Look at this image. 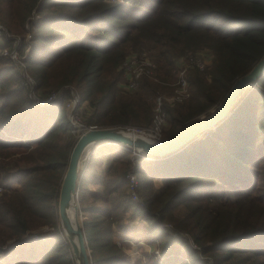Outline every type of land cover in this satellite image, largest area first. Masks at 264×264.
Instances as JSON below:
<instances>
[{
	"label": "trees",
	"instance_id": "1",
	"mask_svg": "<svg viewBox=\"0 0 264 264\" xmlns=\"http://www.w3.org/2000/svg\"><path fill=\"white\" fill-rule=\"evenodd\" d=\"M0 24L15 34L36 26L24 59L34 91L73 86L92 109L90 116L81 110L77 121L102 128L149 127L152 99L167 89L162 83L173 77L175 61L210 53L203 71L186 75L187 100L164 107L163 139L217 105L264 55V0H0ZM24 45L22 38L21 54ZM143 49L152 52V75L140 77L133 90L119 89L118 68ZM31 91L0 55V254L19 241L18 257L0 264H75L58 232L44 243L24 239L44 225L58 229L59 186L76 141L64 113L68 90L41 108ZM131 155L103 144L83 168L79 209L92 264H145L117 246L119 233L159 241L165 258L158 262L143 251L148 264H206L190 244L213 264H264V74L226 119L180 151L134 158L145 210L126 194ZM87 183L102 189L90 191ZM134 216L147 222L144 231L129 224ZM168 223L176 235L166 232Z\"/></svg>",
	"mask_w": 264,
	"mask_h": 264
},
{
	"label": "water",
	"instance_id": "2",
	"mask_svg": "<svg viewBox=\"0 0 264 264\" xmlns=\"http://www.w3.org/2000/svg\"><path fill=\"white\" fill-rule=\"evenodd\" d=\"M264 74V55L251 70L239 77L231 86L215 109L195 117L175 134L154 141L141 135L126 132L118 127L88 128L76 127V139L58 191L57 212L63 235L70 247L75 264H92L90 250L83 233L79 218L80 209L75 201L82 180L83 168L95 149L103 144H114L137 155V158H161L180 151L201 134L214 129L234 110L239 100L246 95L252 86ZM142 156V157H141ZM73 210L70 216V210ZM30 241L29 237H26ZM19 242L9 246L12 249Z\"/></svg>",
	"mask_w": 264,
	"mask_h": 264
},
{
	"label": "rangeland",
	"instance_id": "3",
	"mask_svg": "<svg viewBox=\"0 0 264 264\" xmlns=\"http://www.w3.org/2000/svg\"><path fill=\"white\" fill-rule=\"evenodd\" d=\"M116 2H123V0H115ZM130 1L131 0H127V4H129L130 3ZM32 21L35 23V24H38L41 20H40V17H39V15H37V14H34L33 15V17H32ZM36 27V26H35ZM35 27H33V28H29V30H26V32L24 33V34H15V33H12V35L14 34V36H16V37H19L20 38V42H21V39L23 38L24 39V41H25V47H23V49H24V54H21L23 57H24V59H25V55H27V53H28V51H29V49L31 48V46H32V39H33V35H34V33H35V31H37L36 30V28ZM44 33V32H43ZM0 43H3V41H2V38L0 37ZM39 45H40V50H44V42H39ZM20 52V51H19ZM143 53V54H142ZM142 53L140 52H132V53H129L128 55H126V57H125V59H127L128 57H130V56H133V57H135V59H136V62H137V64H140V62H142V61H144L145 59H148V60H150V61H152L153 62V59H152V52L150 51V50H147V49H143V51H142ZM40 55L42 56V57H44L43 56V54H41L40 53ZM198 57H200V58H202V59H204V61H206V62H208V61H210L211 60V56H210V53H208L207 51H202V52H200L198 55H197ZM43 59V58H42ZM125 61V60H124ZM124 61H123V63L120 65V67L118 68V73H119V89H123L124 88V84L126 83V81H127V77L129 76V73L126 71V69L124 70ZM178 61V60H177ZM177 61H175V64H174V70H173V77L172 78H169L168 79V81L167 82H165V83H162L163 85H165L166 87H167V89H165L164 91H162V92H160V93H158L156 96H161L162 98H163V101H164V107L165 106H172L173 104H175V103H183V102H185L186 100H187V98L189 97H187V98H185L183 101H181V102H175V103H173V102H171V101H169L168 100V98H170L171 96H173V94H174V89H175V87H173L174 86V84L176 83V80H177V77H178V74H177V72L179 71V63L177 62ZM11 62V65L14 67V69H20L21 70V67H22V65H21V63H19V62H16V63H13L12 61H10ZM16 69V70H17ZM192 68H189L187 71H186V75L188 74V72L191 70ZM18 71V70H17ZM27 72L29 73V71H28V69H27ZM29 75H30V73H29ZM187 77V76H186ZM121 85H123V88L121 87ZM68 90V92H69V97H67L66 99H65V102H64V113H65V116H66V118H67V120L69 121V123L72 125V130L70 131V135L72 136V138L74 137L75 138V140L78 138V136H79V134H77L76 133V126H84L85 128H89V127H92V126H96V127H98V128H100L98 125H85V124H83V123H80V122H77V119H76V117L78 118V116H79V113H80V111H81V106H83L81 103H80V101H79V95H78V91L76 90V88H74L73 86H71V85H64V87L62 88V89H60V90H58V91H56L55 92V94L56 95H61L60 93H61V91H63V90ZM125 89V88H124ZM51 91H53V90H51ZM51 91H48L47 93H46V95L47 94H49ZM64 92V91H63ZM62 92V93H63ZM248 93V92H247ZM246 93V94H247ZM37 95H39V96H41V97H43V96H46V95H44V94H41V93H37ZM244 97H245V95H244ZM243 97V98H244ZM156 98V97H155ZM155 98L154 99H152V104H153V109H154V105H155ZM243 98H241L240 100H239V103L243 100ZM74 100H76V101H78V106H77V113H76V111L74 112L73 110H70V106H71V103H72V101H74ZM80 103V104H79ZM238 103V104H239ZM237 104V105H238ZM236 105V106H237ZM87 107H83L82 108V111L83 112H85V116H90L91 114H92V109L90 108H87ZM213 109H215V106L214 107H212L211 109H209V111L210 110H213ZM235 109V108H234ZM164 110H165V108H164ZM153 114H154V110H153ZM84 116V117H85ZM110 121L108 120V119H105V121H102L101 123H104V124H107V123H109ZM74 125V126H73ZM134 127V126H133ZM165 127H166V122L164 123V125H163V127H162V129H161V139H163V131H164V129H165ZM103 128H105V127H103ZM3 133V136L4 137H15V136H12L11 134H9L7 131H3L2 132ZM15 139H17L19 142H26V139H24V138H22V137H19V136H16L15 137ZM132 157V156H131ZM102 158V157H101ZM100 158V159H101ZM152 159L151 158H147L146 159V161H151ZM104 162H105V159H104ZM263 165H264V162L262 163ZM130 168H132V164L130 165ZM129 168V169H130ZM128 169V170H129ZM128 170H126V171H128ZM138 179V178H137ZM154 182H155V186H159V182L157 181V180H154ZM13 186H15V185H13ZM138 186V185H137ZM100 187V186H99ZM97 185H94V184H92V186H91V188L93 189V190H90V191H96V190H100V189H102V187H100L99 188ZM126 194L129 196V198H130V200H131V195H130V193H129V184H128V181L126 180ZM137 195H138V193H137ZM139 197V196H138ZM139 199H141L140 197H139ZM142 201H143V199H141ZM75 201H76V203L78 204V206L80 205V195H79V191H78V193H77V196H76V198H75ZM82 202V201H81ZM83 202L85 203V204H89V203H91V199L89 198V199H84L83 200ZM143 203H144V207H143V209H141V210H145L146 209V203L143 201ZM97 205H99V203H97ZM152 212V211H151ZM80 218H79V220H80V222L81 223H83V221L85 220V218L82 216V213L80 212ZM129 224H131L133 227H137L138 229L137 230H139L138 232H141V231H144L145 230V228H146V225H147V222L146 221H144L143 219H141V220H139V218L138 217H136V216H134V217H132V219L131 220H129ZM58 229H52V228H50V227H47V225H44V227H42V228H39L37 231H35V232H33L32 234H30V235H37L39 238H41L39 241H38V243H44L48 238H50L54 233H56V232H58V233H60L61 234V240L62 241H66L67 242V240H66V238H65V236L63 235V232H62V230H61V227H60V224H59V219H58ZM172 225L171 224H166V228H165V226H163L164 227V229L166 230V232H168V233H171V235H176L175 234V232L173 231L172 232V227H171ZM116 231V230H115ZM117 235V234H116ZM115 235V237H114V242L117 244V246L118 247H120L124 252H126L130 257H131V259L132 260H135L136 261V259H142V261H144V263L145 264H148L147 262H146V259H145V257H143V255H142V252L144 251L145 253H148L149 255H150V257L151 258H153L155 261H158V262H162L163 260H164V258H165V256L163 255V251L160 249V247H159V241H153V242H151V243H147V242H145L144 240H142V241H134L133 239H129V238H124V237H121V235H123L122 233H119V235L120 236H116ZM183 237L185 238L184 240H188V238L185 236V235H183ZM41 240H43V241H41ZM19 242V241H18ZM33 243H36V241H33ZM19 244V243H18ZM17 244V245H18ZM17 245H15V247L14 248H16V249H18V246ZM190 246L193 248V249H196V251H198V253H197V256H198V259H200L201 261H202V263H206V264H213V262H212V256H210V255H202L201 254V252H200V250H198L199 248L198 247H196L195 245H192V244H190ZM8 254V253H7ZM6 255V253L5 254H3V255H0V263H4V261H5V259H6V257L7 256H5ZM90 255H91V252H90Z\"/></svg>",
	"mask_w": 264,
	"mask_h": 264
},
{
	"label": "built area",
	"instance_id": "4",
	"mask_svg": "<svg viewBox=\"0 0 264 264\" xmlns=\"http://www.w3.org/2000/svg\"><path fill=\"white\" fill-rule=\"evenodd\" d=\"M0 37L2 38V41H3V43H0V55L8 58L13 63L19 62L22 65L21 70L17 68L16 69L19 71L21 77L26 81L28 87L32 90L29 95L32 101V104L38 108L47 107V106H51L55 104L59 98V96L56 95L55 92H51L47 94L46 96L41 97L37 95V93L34 91L35 82L30 77L29 73L27 72L24 57L19 52L20 38L14 36V34L12 35V33H8L6 29L4 28V26L1 24H0ZM8 42L10 43L9 46H8ZM177 62L179 63V71L177 72L178 77H177L176 83L173 86L175 87L174 94L173 96L168 98V100L173 103L181 102L189 96L186 71L189 68H192V69L195 68V69H198L199 71H203L205 68V65L208 63L204 61V59L198 57L197 55L195 56L190 55L187 57L180 58L178 59ZM124 67H125L124 70L126 69V71L129 73V76L127 77V81L124 84V88L126 90H133L136 87L137 80L142 76L150 77L156 66H155L154 61L152 62L148 59H145L144 61L140 62V64H137L135 57L130 56L127 59H125ZM121 87L123 88V85H121ZM77 106H78V101L76 100L72 101L70 110H73V111L75 110L77 113ZM153 110H154V114L152 117L151 125L149 127L138 128V127H133V126H124V127H118V128L126 132H129V133L148 137V139H151L154 141L161 140V129L166 121L164 101L161 96H156L155 105H154ZM76 119L78 120L77 117ZM76 127L85 128L84 126H76ZM89 128H96V126L95 127L92 126ZM85 129H88V128H85ZM76 133L78 134L77 129H76ZM142 158L147 159V157L145 156ZM125 179L128 181V184H129V193L131 195V201L139 209H143L144 203L141 199H139L137 195L138 179L136 175V166H135L134 161L132 162V168H130L125 173ZM33 232L29 233L26 237H29L30 241L32 242L33 241L38 242L41 238H39L37 235H30ZM13 243H11L10 245H12ZM5 253L6 254L9 253V251H5L4 253H1L0 255H3Z\"/></svg>",
	"mask_w": 264,
	"mask_h": 264
},
{
	"label": "crops",
	"instance_id": "5",
	"mask_svg": "<svg viewBox=\"0 0 264 264\" xmlns=\"http://www.w3.org/2000/svg\"><path fill=\"white\" fill-rule=\"evenodd\" d=\"M82 105H83V106H81V110H82L83 107H86V105H85L84 103H83ZM131 153H132V152H131ZM131 156H132V157H131V160H133V161H134V158L137 157L134 153H132ZM114 159H116V157H113V158H112V160H114ZM142 159H143V158H142ZM101 160H102V165H103V167L108 166V164L104 163V158H101ZM144 160H145V159H144ZM134 162H135V161H134ZM135 166H136V164H135ZM91 186H92V184H90V183H87V184H86V187H87L88 189L93 190V189L91 188ZM137 229H138V228H137ZM137 231H139V230H137ZM43 242H44V241H43ZM36 243H38V242H36ZM5 256H7V257H6L5 261H4V263H8V262H10V261L16 259V258L18 257V249L14 250V251H10V252H9L8 254H6Z\"/></svg>",
	"mask_w": 264,
	"mask_h": 264
},
{
	"label": "bare ground",
	"instance_id": "6",
	"mask_svg": "<svg viewBox=\"0 0 264 264\" xmlns=\"http://www.w3.org/2000/svg\"><path fill=\"white\" fill-rule=\"evenodd\" d=\"M146 138H148V137H146ZM197 139V138H196ZM72 213H73V210L71 209L70 210V216H72Z\"/></svg>",
	"mask_w": 264,
	"mask_h": 264
}]
</instances>
